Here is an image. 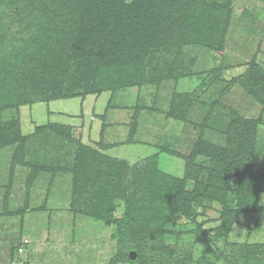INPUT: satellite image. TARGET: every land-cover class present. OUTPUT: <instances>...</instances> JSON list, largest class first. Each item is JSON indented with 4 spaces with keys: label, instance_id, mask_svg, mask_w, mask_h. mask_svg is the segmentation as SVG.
I'll return each instance as SVG.
<instances>
[{
    "label": "trees",
    "instance_id": "trees-1",
    "mask_svg": "<svg viewBox=\"0 0 264 264\" xmlns=\"http://www.w3.org/2000/svg\"><path fill=\"white\" fill-rule=\"evenodd\" d=\"M224 1L0 0V149L14 145L12 165H30L24 159L28 138L20 134L17 119L4 115L5 111L29 103L158 83L161 78L153 70H162L166 64H172L173 69L179 65L174 59L163 61V67H159V60L153 62L154 51L165 53L189 41H210L212 29L206 25L207 16L228 9L232 0ZM240 78L264 102V70L255 66ZM190 105L189 98L173 93L164 115L184 120ZM45 126L74 150L69 167H52L56 168L52 170L54 175L57 171L72 175V210L117 226L123 250L111 260L112 264H172L170 255L166 261L160 255L162 247H169L159 248L158 243L164 236L163 228L176 215L194 223L200 212L206 215L214 209L218 223L209 231L220 237L227 234L238 213L259 206L258 194L264 187L252 121L237 117L223 147L200 139L187 155L178 154L184 160L181 177L161 170L157 153L129 163L103 152L111 144L99 143L97 149L83 143L80 134L71 135L69 126ZM136 127L133 119L121 144L135 142ZM44 128L36 127L38 132ZM159 150L176 154L168 147ZM197 156L206 157L205 162L197 163ZM60 158L65 160V156ZM38 170H30L27 186ZM188 180L193 181L190 189L186 186ZM122 203L124 212L118 216ZM140 221L147 234L151 231L146 237L152 244L148 251L141 243L143 239L139 244L133 238V225ZM234 246H228L234 254L231 264H249L252 247ZM254 248L260 256L257 264H264V243ZM175 264L198 263L185 254Z\"/></svg>",
    "mask_w": 264,
    "mask_h": 264
},
{
    "label": "rangeland",
    "instance_id": "rangeland-1",
    "mask_svg": "<svg viewBox=\"0 0 264 264\" xmlns=\"http://www.w3.org/2000/svg\"><path fill=\"white\" fill-rule=\"evenodd\" d=\"M206 25L212 29L210 41H189L165 53L154 51L153 62L159 60V67L174 59L179 65L173 69L172 64H166L162 70H153L161 78L158 83L29 103L4 112L17 119L20 134L28 138L24 159L30 165H12L14 145L0 149V264H112L123 250L116 225L72 210V175L65 171L54 175L52 170L69 167L74 150L54 137L45 126L50 123L69 126L71 135L80 134L83 143L97 149L99 143L111 144L103 152L129 163L157 153L159 168L181 177L184 160L178 154L187 155L200 139L223 147L232 122L243 118L255 123L264 187V102L240 78L255 66L264 70V0H232L228 9L209 14ZM173 93L191 100L184 120L164 115ZM133 119L137 121L135 142L121 144ZM41 126L45 128L38 132L36 127ZM162 147L176 154L163 153L159 150ZM196 160L204 163L206 157L197 156ZM33 167L40 170L27 186ZM192 185L188 180L187 188ZM258 196L259 206L238 213L230 230L220 237L209 231L218 223L216 210L210 209L206 215L200 212L194 223L176 215L163 228L159 246L156 244L169 247H162L161 259L166 261L170 255L175 264L188 254L198 264H231L234 254L228 246L236 244L233 248L251 246L249 264H257L260 256L254 253V246L264 243V190ZM123 212L122 203L117 215ZM143 223L133 225V238L136 243L144 242L147 250L152 247L146 240L151 231L147 234ZM199 223H203L201 228ZM129 254L134 256L131 250Z\"/></svg>",
    "mask_w": 264,
    "mask_h": 264
}]
</instances>
